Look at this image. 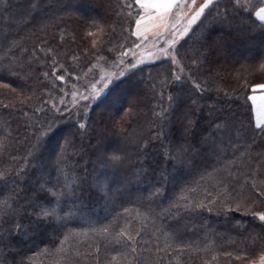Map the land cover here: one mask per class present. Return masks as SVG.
Instances as JSON below:
<instances>
[{"label": "trees", "instance_id": "1", "mask_svg": "<svg viewBox=\"0 0 264 264\" xmlns=\"http://www.w3.org/2000/svg\"><path fill=\"white\" fill-rule=\"evenodd\" d=\"M80 2L86 3L85 12L73 7ZM124 3L131 4L133 0H0V74L7 75L9 61L21 55L19 49L10 50L12 41H20L28 49V55L36 58L33 62L36 71L22 95H28L35 88L41 99L54 102L60 108L57 112L49 103L46 111L33 114L35 107H43L39 99L30 101L31 106L23 109L28 112L27 117L21 112L20 100L16 101V108H0V138L6 137L11 144L6 154L0 156V167L26 165L28 175L32 174L34 162L24 160L31 147L32 130L26 131L31 120L43 122L46 127L51 122L48 139L42 142V151L49 163L66 138L77 145L83 143L84 152L73 159L82 165L87 162L89 170L94 159L90 149L98 138L110 145L119 143L130 154L129 162L109 177L114 179L112 195L105 199L95 191L85 190L82 215L70 218L63 226L58 227L55 221L38 223L28 213L21 218L0 216V233L8 234L7 242L11 245L7 250L0 249V260L6 259L7 264L21 260L23 264H57L56 249L63 240L65 248L88 253L87 259L83 255L74 256L77 264H94L92 250L99 244V259L104 264L117 252L126 251L127 238L116 235L125 228L133 236L137 231L141 233L136 236L137 253H129L127 264H144L146 258L152 259L154 264H261L258 260L264 254V222L252 212L264 210V204L250 210L241 206L237 210L235 201L225 208L221 199L225 191L235 196L242 190V174L249 167L255 168L253 160H259L257 153L264 149V134L255 125L248 98L251 87L264 81V67H261L264 65V32L255 28L225 34L221 52L199 69L207 80L208 91L202 94L198 110L193 112L195 125L187 133L183 119L186 100L170 116L168 138L161 142L152 135L160 124L153 116V111L158 112L159 107L154 106L166 105L168 95L165 91L163 99H158L151 91L153 84H157V93L160 91L158 84L164 76L158 64L149 71L141 67L140 72L122 76L112 83L116 87L109 86L111 91L106 88L92 102H84L82 107L89 108L91 127L81 130L74 117L79 112L83 118V108L72 111L71 105H61L58 100L63 91L67 93L65 98L71 95L72 85L78 84L77 77L81 80L86 76L95 58H111L113 52H120L136 39L132 35L135 17H129V10L121 8ZM216 31H220L218 26ZM191 43L187 46L190 52H181L186 66L198 54L197 39ZM34 47L36 51L32 52ZM47 47L59 53L61 63L69 73H74L66 76L67 83L56 82L55 88L50 83L54 80L51 54L42 50ZM46 55L47 62L41 63ZM73 55L77 57L75 61L71 59ZM45 71L49 72L48 78L43 76ZM170 73L167 72L169 80ZM16 79L11 77L6 82L16 87ZM40 89L46 91L41 94ZM168 90L175 91L171 87ZM121 91H127V98H135L124 100L116 112L109 111ZM216 117L227 122V128L217 131L213 127ZM141 137L140 144L147 141L144 150L136 144ZM181 145L185 151L176 155L175 150ZM168 150L173 153L171 157L165 155ZM261 164L264 166V161ZM140 169H145L146 174H141ZM13 179H17L20 187H25L18 177ZM12 187L11 180L0 185V201ZM201 202L203 206L198 207ZM17 223L21 225L19 233L15 230ZM104 225L111 233L107 239L91 231ZM65 233H69L67 240ZM165 233L169 235L166 237ZM166 243L169 248H165ZM141 247L152 251L141 254ZM156 248L161 251L157 252ZM225 252L232 255L225 256ZM241 252L245 254L241 256ZM237 256L241 259L237 260Z\"/></svg>", "mask_w": 264, "mask_h": 264}, {"label": "snow or ice", "instance_id": "2", "mask_svg": "<svg viewBox=\"0 0 264 264\" xmlns=\"http://www.w3.org/2000/svg\"><path fill=\"white\" fill-rule=\"evenodd\" d=\"M221 4L224 6L221 7ZM121 8H127L129 10L127 15L135 17V30L132 35L137 38H143L145 41L152 38L153 43L149 46L151 51L141 50L138 56L135 49H142V45H133L132 49H125L118 53L117 60L119 63L121 65L124 64V57L131 53L135 63L125 66L126 70L131 72L144 60H153L159 57L171 60V80H169L167 75H164L158 84L160 91L158 93L156 91L157 84H153L151 88L153 96L158 99H163L165 91L168 92L167 104L155 105L154 107H159V111H153V116L160 121V124L159 130L153 132L152 135L155 139L161 140V142L168 138V132L171 130L170 116L173 110L186 100L188 105L183 113L184 131L187 133L191 127H194L193 112L198 110L199 100L203 98L202 94L208 91L207 80L201 76L199 69L208 62L210 57L221 52L224 47L225 34L255 28H259L264 32V0H254V2L253 0H202V2L200 0H133L131 4H121ZM133 8H135V11H133ZM53 19L56 18L53 17ZM198 21L199 24H197ZM193 25H197L200 28V33L197 36L199 44L198 54L196 59L189 60L186 66L182 63L185 56L178 55V52L179 47H182L195 32ZM217 26L220 29L218 32L216 31ZM214 32L216 33L215 35H213ZM60 38L63 40V35ZM41 43L44 42L41 41ZM95 43L96 41H93V44ZM13 48L19 49L21 55L14 56L9 61L6 69L7 75L0 74V108H16V101L20 100L21 112L27 117L28 112L23 111V109L31 106L30 101L39 99L43 107H35L33 114L46 111L49 103L51 104V109L58 112L60 110L58 105L41 99L35 88L28 95H22V92L28 87V80L32 79L36 71L33 67V62L36 58L28 55V49L23 47L20 41H12L10 50ZM42 50L46 51V54H51L50 67L51 74L54 77V80L50 82L52 88L56 87V82L67 83L66 76H72L74 73H69L67 68L61 63L58 58L60 54L51 47ZM31 51L35 52L36 48L34 47ZM84 51L87 52V49ZM26 55H28L27 60L24 59ZM71 59L75 61L77 57L73 55ZM45 62H47V55L45 60L41 61V63ZM113 66L117 67L120 76L125 75V71L120 70L115 63ZM97 67H99L98 64L90 65L93 70ZM261 67H264V65H261ZM59 71L64 72V74L58 75ZM101 71L103 72V70ZM113 75L111 72H103L99 81L94 79L86 81L85 91L77 90L72 92L71 104L77 105L78 99L85 102L95 99L101 95L104 88L111 91V88L116 87V84H112L111 88L108 87ZM43 76L48 78L49 72L45 71ZM11 77L17 78L14 81L16 87L13 86V83L6 82ZM77 79L79 80V77ZM37 82L39 83V81ZM116 83H119V81ZM98 84L103 87H99ZM170 87L174 88L175 91H169ZM255 87L264 88V85ZM73 88H75V85H73ZM44 91L46 90L40 89L41 94ZM66 95L67 93L60 97L61 105H64ZM249 99L252 100L255 106L256 123L261 129V133L264 134V96L259 98V102L256 96H251ZM132 103H135V101ZM65 111L68 113L69 118H72V113L66 106ZM128 114L131 115L132 111L129 110ZM74 118L79 129L87 130L91 127L88 123L89 108L86 105L83 107V118H81L79 112L76 113ZM155 126L153 124V127ZM227 126V122H222L219 117L215 118L213 127L217 131L227 128ZM50 127L51 122L46 127L43 122L31 120L28 129H26V131L32 130L31 147L27 156L24 157L26 162L28 160L34 162L31 175H28L26 165L14 168L10 164H6L0 167V185L5 181L11 180L13 186L4 200L0 201V205H2L0 206V216L21 218L28 213L38 223L55 221L57 226L60 227L68 223L70 218L82 215L85 190L95 191L97 195L105 199L112 195L111 186L114 183V179L109 177L114 176L116 170H119L129 162L130 154L124 148L110 145L103 138H98L90 149L91 157H94V159H92L93 167L89 170L86 166L87 162L82 165L73 159V157H80L84 152L83 143L77 145L74 141L66 138L58 145L59 150L54 153V159L49 163L42 151V142L48 139L47 133ZM120 127L122 128L123 125L121 124ZM140 139L143 138L137 139L136 144L140 150H144L147 141L144 144H140ZM10 148L11 144L7 138H0V156L6 154ZM175 151L176 155H181L185 149L181 145ZM165 155L171 157L173 153L168 150ZM257 156L259 160H253L256 165L255 168L249 167L242 174V190L236 192L235 196L225 191L221 199L223 207H229L233 201L236 202L237 210L241 206L245 210H250L257 204H264V166L261 164V161H264V149L257 153ZM138 171L141 174H146L145 169ZM13 177H18L19 183L25 184V187H20L17 179H13ZM225 188H227V185H225ZM216 199L217 197L214 196L213 201ZM197 206L202 207L203 202ZM209 211H211V208ZM252 215L264 222V210L253 211ZM15 230L17 233L21 231L19 223L15 225ZM24 230L26 231V229ZM91 231L94 234L98 233L104 236L106 239L111 235L107 225ZM7 235L6 233H0V249L7 250L11 247L10 243L7 242ZM68 235L69 233H65V240L68 239ZM116 235L121 238H127L125 241L126 251L117 252L111 256V260L105 261L104 264H127L129 253H137L136 245L138 241L136 236L141 235L139 231H137L136 236H133L125 228H121ZM168 235V233H165L166 237ZM184 247H190V245H184ZM165 248H169L168 243L165 244ZM92 251L95 253L92 257L94 264H101L99 259L100 245L97 244ZM145 251L151 252L152 250H145L141 247L140 253L143 254ZM156 251L160 252L161 249L156 248ZM56 252L59 254L57 264H59V261H63V264H77V261L73 259L74 256L83 255L84 259L88 258L87 252L81 254L76 249L65 248L63 240ZM244 254V252H241V256ZM224 255L230 257L232 253L225 252ZM241 256H237L236 259H241ZM260 261L261 264H264V254L260 255ZM0 264H7L6 259L0 260ZM12 264H23V261H13ZM144 264H154V261L146 258Z\"/></svg>", "mask_w": 264, "mask_h": 264}, {"label": "rangeland", "instance_id": "3", "mask_svg": "<svg viewBox=\"0 0 264 264\" xmlns=\"http://www.w3.org/2000/svg\"><path fill=\"white\" fill-rule=\"evenodd\" d=\"M200 2H202V0H200ZM253 2H254V0H253ZM224 5L223 4H221V7H223ZM73 7L75 8V9H78V10H80V11H86V9H87V6H86V3H84V2H80V3H76V5L74 4L73 5ZM197 24H199V21L197 22ZM193 27V29H195V32L192 34V36H191V38H188L187 39V42L186 43H184L183 44V46L182 47H179V52H178V55H181V52H190V49H187V46H188V44H190L191 42V44H193V42L197 39V36L199 35V33H200V28H198L197 27V25H193L192 26ZM134 30H135V28H134ZM153 43V39L152 38H149L148 40H144L143 38H137L136 37V39H133V41L132 42H129V44H127L126 46H123L119 51L120 52H122V51H124L125 49H132L133 48V45H142L143 46V48L142 49H140V48H137V49H135V51H136V54H137V56L139 55V52L141 51V50H146V51H151V48L149 47L151 44ZM162 46V45H161ZM186 48V49H185ZM191 49H192V47H191ZM264 49V48H263ZM120 52H113V54H111V58L109 57V58H107V57H105V56H98L97 58H95V61L93 62V64H98L99 65V67H97V68H95L94 70L93 69H91V68H89L88 70H87V72L85 73L86 74V76L84 77V78H82L81 80H78V84L77 85H75V88H71L72 90H71V94H72V92L73 91H81V92H83V91H85V82L86 81H91V80H95V81H99L101 78H102V75H103V72H111V73H113L114 75H113V78H112V80L109 82V85H108V87L113 83V82H115V80H118L119 78H121L122 76H120L119 74H118V70H117V67L116 66H113V64L115 63V65H117V66H119V69L120 70H124L125 71V75H127L128 73H130L129 71H127L126 70V68H125V66L127 65V64H131V63H135V61L132 59V55H131V53H129L128 55H126L125 57H124V64H120L119 63V61L117 60V54L118 53H120ZM183 54V53H182ZM182 63H184L185 64V60H182ZM155 64H158V65H160L159 67H157V68H159L160 69V71L164 74V75H166L167 74V72L169 73V72H171V60L170 59H168V58H163V57H159V58H157V59H153V60H144L141 64H139V65H137L136 66V69L135 70H133V71H135V72H140L139 71V68H141V67H147V70L149 71V69H150V67H152L153 65H155ZM151 69H153V67L151 68ZM150 69V70H151ZM101 70H103V72L101 71ZM133 71H131V72H133ZM124 75V76H125ZM167 76H168V74H167ZM137 77H139V76H137ZM135 80V79H134ZM264 82V81H263ZM262 83V82H261ZM255 85H257V84H255ZM73 86V85H72ZM98 86L99 87H103V86H101V85H99L98 84ZM144 86V85H143ZM254 86V85H253ZM252 86V87H253ZM251 87V88H252ZM106 88H104V90H105ZM104 90L102 91V93L101 94H103V92H104ZM70 92V91H69ZM63 93L65 94V92L63 91ZM64 94H62V96H64ZM70 96V97H69ZM97 98V97H96ZM95 98V99H96ZM135 98V96H131L130 97V99L129 98H127V91H121L120 93H119V96H118V101H117V103H115L114 105H112V106H110V108H109V111H111V112H116L117 111V109L119 108V106H121V104L123 103V101L125 100V101H131V100H133ZM95 99H90L89 101H87V102H92L93 100H95ZM71 100H72V95H68V97L67 98H65V100H64V103L66 104H69V105H71V110L72 111H77L78 110V108L80 107L81 109L83 108L82 107V105H83V103L85 102V101H83V100H77V105H72L71 104ZM59 102H61L60 101V99L58 100ZM111 145H115V146H119V147H121L122 145L121 144H117V143H112ZM121 148H123V146L121 147ZM114 187H116V189L118 188L117 186H116V184H114ZM108 206H109V204H108ZM258 262L259 263H261V261H260V259L258 260Z\"/></svg>", "mask_w": 264, "mask_h": 264}, {"label": "crops", "instance_id": "4", "mask_svg": "<svg viewBox=\"0 0 264 264\" xmlns=\"http://www.w3.org/2000/svg\"><path fill=\"white\" fill-rule=\"evenodd\" d=\"M257 85H264V82L260 83V84H257ZM257 85H254L252 88H251V92L248 96L251 97V96H256L257 97V101L259 102V98L264 96V88H258V87H255ZM250 103H251V106L253 108V114H254V122H255V125H257L256 123V110H255V106L253 105V102L251 99H249Z\"/></svg>", "mask_w": 264, "mask_h": 264}]
</instances>
